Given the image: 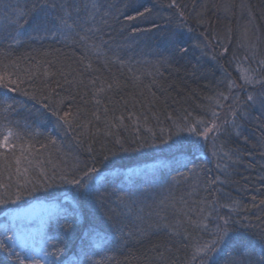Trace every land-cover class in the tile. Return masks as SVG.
<instances>
[{
  "label": "snow or ice",
  "instance_id": "6c2138e0",
  "mask_svg": "<svg viewBox=\"0 0 264 264\" xmlns=\"http://www.w3.org/2000/svg\"><path fill=\"white\" fill-rule=\"evenodd\" d=\"M119 5L107 3V0H24L23 4H13L11 0H0V54L4 60H9L10 51L14 45L23 46L27 41L42 36H52L71 41L74 45L83 50L80 63L88 58L90 52H95L97 58L105 56L104 49L111 51L107 41L103 40L104 30L110 27V20H118L120 16L129 22L139 21L142 24L150 25L148 29L133 26V32L161 31L175 22V30L167 40L165 51L172 53L187 54L188 48L182 46L181 37L185 33L194 32L192 22L204 29L193 43V47L200 49L202 54H207L210 47L222 48L218 55L223 56L228 52V46L223 40L213 36L208 39V24L206 13L207 4H193L189 10L186 5L178 3V0H119ZM131 10L132 14H127ZM114 13L116 15H114ZM188 39H191L189 35ZM213 41L215 43L213 44ZM184 40L183 43H187ZM249 52L245 54V60L256 67L249 68L239 78L242 84L232 80L227 71L221 66L223 76L217 81V88L211 95L205 96L197 106L199 112L185 110L184 115L173 119L167 117L170 124L167 128L160 127L159 136L152 129L151 137L136 138L132 144L136 147H126V141L116 136L111 131L124 125L125 116H119L108 107L101 109L103 94L112 91L114 87H120L118 82L108 83L106 86H97L96 79L89 80L87 84L83 80L71 81L63 72L59 73L64 77V84L59 80L55 81L56 87L50 88L45 81L43 87H35L28 91L25 89V80L17 72L9 71L16 62L8 63L0 60V88L7 89V92L0 94V159L5 161L2 167L9 179H0V256L7 261V264H104L105 260H114L112 256L102 259L94 257L107 252L118 251L126 240L124 233L125 214L121 211L124 205V196H132V190L127 187L125 181L131 182L133 177L145 174L141 168H130L123 165H115L111 158L116 157L120 152L140 151L144 148H156L160 145L171 150V157L162 167L171 168L173 165L187 167L196 156L206 151L209 138L213 154H217L216 141L221 135L228 133L230 129L238 128L236 119H244L247 109L259 106L264 111V55L255 51V44L247 45ZM217 54H213L215 60ZM123 66V60L118 58ZM163 63L168 58H163ZM92 69V63L84 66V72ZM131 79L140 80L133 69ZM27 79L34 82L35 73H26ZM44 77L55 76L45 68ZM147 75H160L159 70L149 72ZM15 77V78H13ZM67 85V88L64 87ZM85 89V95H90L91 100L85 98L79 91L73 93L72 87ZM60 89L65 94L60 95ZM91 89V91H88ZM241 92L246 93L241 97ZM8 93H21L24 96L36 101L39 107L33 123L44 121L53 125V131H63L65 135L69 132L84 138L91 136V129L101 131L97 124L104 125V135L112 136L114 139L101 146L97 151L89 145L85 151L88 153V160L81 163L76 161L73 164H65L60 167L53 164L46 168L45 162L35 158V146L32 143L40 133L33 129L27 122L21 126L20 121L13 122L9 116L17 113V101ZM227 93V94H226ZM79 97L80 103L76 100ZM93 104L91 110L87 105ZM128 119L133 118L129 112ZM158 123H163L159 117H155ZM147 121V118H145ZM48 143L56 146L55 138H48ZM42 149L47 150L48 144H41ZM19 150V155H17ZM227 157L228 153H224ZM191 157V159H189ZM155 157L153 160L155 161ZM15 165V175L23 176V181L17 179L14 183L11 180L13 175L12 162ZM97 164H103L108 168L104 174ZM220 167V165H217ZM175 170V169H173ZM35 173V175H30ZM155 179V176L152 177ZM264 180V177H261ZM214 184L215 181H209ZM111 187L108 195L101 193V189ZM62 189L57 194L49 193L44 201L38 203L25 202L23 198L38 190L47 192L51 188ZM97 193H100L98 196ZM114 197V199L110 198ZM253 201L256 196L252 197ZM25 204L27 206L25 207ZM205 209L201 208V216L198 220L188 219L187 224L194 228H203L208 231L204 223L209 216L213 217L215 227L210 231V239L195 245L185 244V248L191 247V252H186V259L183 264H213V259L229 246H232L235 257L230 264H264V217L258 216L256 223L246 217L233 219L231 215L221 216L213 201H205ZM264 205V199L260 200ZM126 206V205H125ZM221 205L220 207H227ZM46 210V216L42 219L40 242L37 245L34 241L32 210L35 208ZM94 208L100 212L105 228H99L92 221L87 220L86 208ZM59 226L65 234L74 232L78 227L83 229L79 236L81 240L80 250L67 256L66 244L50 243L54 237H49L44 226ZM159 227V225H157ZM181 222H177L173 235L180 237L176 244L189 239L182 236L179 229ZM165 228L170 226L164 225ZM179 250V249H177ZM171 252L172 248L166 249ZM158 258H164V252L158 251ZM67 258L65 259V257Z\"/></svg>",
  "mask_w": 264,
  "mask_h": 264
},
{
  "label": "trees",
  "instance_id": "16d2710c",
  "mask_svg": "<svg viewBox=\"0 0 264 264\" xmlns=\"http://www.w3.org/2000/svg\"><path fill=\"white\" fill-rule=\"evenodd\" d=\"M11 2L15 4L17 0ZM23 2L24 0H19L20 4ZM164 2L167 3V0ZM107 3L120 6L119 0H107ZM178 3L186 5V10L191 9L194 3L197 6L208 5V39L211 41L213 36L222 39L228 46L227 54L218 55L222 52V48L218 47H210L207 54H202L200 49L194 48L193 43L204 29L192 22L194 32L185 33L181 37L182 46L188 48L187 54L170 55V49L165 51V48L168 37L175 30V22L161 31L133 32V26L148 29L150 25L139 21L129 22L120 16L118 20H110V27L104 30L102 38L108 42L111 51L104 49L105 56L100 58H97L95 52H90L88 58L80 63L83 53L80 47L63 38L42 36L27 41L23 46L14 45L9 49V60H4L2 54L0 60L5 63L16 62L9 71L17 72L24 78V87L28 91L43 87L45 81L50 88L56 87V80L64 84V77L59 75L61 72L67 75L69 81L75 78L76 81L83 80L85 84L95 78L98 87L101 84L106 86L108 83L118 82L120 87H114L112 91L103 94L101 109L108 107L114 110L117 116L124 114V125L111 131L126 141V147L135 148L132 140L151 137L152 133L148 129H152V132L159 136L160 127L167 128L170 124L167 117L176 119L184 115L185 110L192 111L193 114L198 113L197 106L205 96L212 94L217 88V81L223 76L221 66L232 80L242 84L243 81L239 79L242 74L249 68L256 67L244 58L249 52L248 44L254 43L258 56L264 55V0H178ZM127 14H132L131 10ZM189 35L191 39H188ZM184 40L188 42L183 43ZM214 53L217 54L215 60L212 59ZM164 57L168 58L167 63L162 62ZM118 58L123 60V66L118 62ZM89 62L92 63V69L84 72V66ZM45 68L57 75L44 77ZM129 68L140 75V80L131 79L133 72H130ZM156 69L160 75H147L149 72L154 73ZM26 73H35L34 82L28 81ZM64 87L67 88V85ZM57 91L60 95L65 94L60 89ZM71 91H79L85 95L83 86L79 89L73 86ZM5 92L7 89L0 88V94ZM240 94L243 97L246 93ZM8 95L17 101L18 113L11 114L10 120H19L21 126L27 122L33 129H37L39 125L40 135L32 143L35 146V158L43 160L46 168H51L49 160L60 167L73 164L77 160L86 162L88 153L85 149L89 145L97 151L105 144L111 147L108 142L114 137L104 135L103 124L96 125L101 129L99 133L96 128H92V135L85 137L81 143V138L73 132L65 135L63 131H53V125L42 120L33 123L36 109L39 107L36 101L21 93ZM85 98L91 100L90 95H85ZM76 103H80L79 97ZM92 107L93 104L89 103L87 110ZM129 112L133 113L132 119L127 118ZM247 112L248 115L244 119H236L238 128L230 129L217 139V154H213L210 137L206 151L199 153L186 168L177 165L171 168L162 167L161 162L166 163L171 157V150L163 145L140 151L120 152L111 158L115 165L141 168L145 174L133 177L131 182L125 181L127 187L132 190V196L121 194L124 196L121 211L126 217V240L123 246L118 251L102 252L94 258L114 257V260H105L104 264H183L186 252H191V247L186 249L185 244L195 245L207 241L210 239V231L215 227L212 216L204 221L208 231L186 223L188 219L198 220L201 208H204L207 214L205 201H213L221 216L231 215L233 219L246 217L253 223L257 222L258 216L264 217V205L260 204V200L264 199V180L261 179L264 177V111L256 106L247 109ZM156 116L163 121L162 124L157 122ZM48 138L56 139L55 147L48 143ZM41 144H48L47 150L42 149ZM224 153H228V156L225 157ZM153 157L156 158L155 161ZM4 163L5 161L0 159V166ZM97 167L101 168L104 174L108 173V168L103 164H97ZM12 172L13 183L17 179L23 181V176L15 175L14 161ZM153 176L155 179H152ZM0 179H9L2 167ZM209 181L215 183L210 184ZM61 190L55 187L47 192L38 190L25 196L23 200L44 201L49 193L57 194ZM110 192V186L101 189V193L105 195ZM254 195L255 201L252 199ZM221 205L228 206L220 207ZM85 212L87 220L95 223L97 227L107 226L98 210L89 207ZM177 222L182 224L179 229L181 235L189 237L180 244H176L180 237L173 235ZM164 225L170 227L165 228ZM44 228L49 237L55 238L50 243L66 244L67 256L80 250L79 234L83 229L78 227L74 232L65 234L63 229L56 225ZM37 237L40 238V234ZM168 248H172V251H166ZM158 251L164 252L163 259L158 258ZM234 258V250L229 246L214 257L213 264H230ZM0 264H7L2 256Z\"/></svg>",
  "mask_w": 264,
  "mask_h": 264
},
{
  "label": "rangeland",
  "instance_id": "374dc122",
  "mask_svg": "<svg viewBox=\"0 0 264 264\" xmlns=\"http://www.w3.org/2000/svg\"><path fill=\"white\" fill-rule=\"evenodd\" d=\"M38 202H41V201H34L32 203L35 204V203H38ZM31 216H32V219H33V228L36 229V231L34 232V241H35V243L37 245H39L40 238L37 237V236L40 234L39 230L42 227V219H43V217L46 216V210L43 209V208H39V207L35 208V209L32 210Z\"/></svg>",
  "mask_w": 264,
  "mask_h": 264
}]
</instances>
